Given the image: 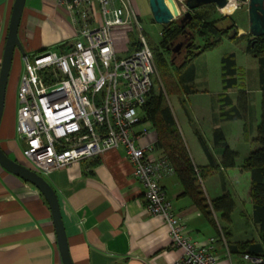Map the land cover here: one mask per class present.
<instances>
[{"label":"crops","instance_id":"1","mask_svg":"<svg viewBox=\"0 0 264 264\" xmlns=\"http://www.w3.org/2000/svg\"><path fill=\"white\" fill-rule=\"evenodd\" d=\"M13 1L0 0V62ZM165 1L171 7L170 1ZM184 1L174 0L179 11L187 9ZM128 2L137 15L142 31L143 23L149 28L159 26L160 35L163 27L153 20L149 0ZM247 7L226 10L225 13L217 6L216 9L218 13L233 17L238 33L248 34ZM134 32L122 27L114 28L113 41L118 55L133 50ZM74 36L72 15L59 0H25L18 31L25 54L60 49L70 43ZM202 42V38L196 34L195 43ZM219 45L190 59L178 70H172V86L168 93L180 101L178 110L170 108L175 121L179 123L192 161L201 173L199 179L205 196L210 202L229 193L234 200L230 218L226 220L220 211L214 210H211L210 216L204 215L183 193L182 184L174 172L162 176L160 183L172 203L173 211L185 220L186 232L192 241L205 244L209 239H214L218 264H251L242 258L240 245L257 243L260 238L258 224L253 219L250 171L243 168V164L257 144L255 134L259 108H252L249 92L244 89L238 91L245 92V108L240 107L238 96H235L238 74L244 71L239 61H247L251 55L246 52V46L238 51L240 54L234 50L228 52L234 54L238 83L224 91L222 66L221 63L218 66V63L227 54L215 53L216 61H212V52ZM17 52H14L0 120V147L10 158L30 167L22 154L23 142L16 132L19 67H22L21 73L23 71V55L19 57L20 51ZM202 57L206 67L220 68L221 91L217 99L208 96L205 89L193 86L198 80L195 61ZM257 74L259 85L256 89L261 94L259 61ZM235 113H240L241 117L228 118ZM147 123L149 127L145 126ZM215 128L222 131L229 148L236 153L234 166L222 164L221 148L214 142ZM134 132L140 143L157 140L156 131L149 121H141ZM202 141L213 158V165ZM161 154L162 151L155 146L153 155ZM43 177L57 194L73 264H170L181 256L182 249L171 243L167 225L146 209L143 186L134 178L132 163L123 147L105 150L93 159L72 163ZM229 179L231 185L227 182ZM242 198L251 206L246 222L241 219L242 211H238L239 216L233 217L236 202ZM0 264H62L50 209L44 197L36 187L6 171L1 165Z\"/></svg>","mask_w":264,"mask_h":264},{"label":"built area","instance_id":"2","mask_svg":"<svg viewBox=\"0 0 264 264\" xmlns=\"http://www.w3.org/2000/svg\"><path fill=\"white\" fill-rule=\"evenodd\" d=\"M59 1L72 15L75 36L60 49L25 54L16 90V132L30 168L43 176L123 147L143 186L146 209L162 219L171 243L182 249L170 264H218L214 239L192 241L166 196L160 179L174 172L170 161L154 156L155 142L140 143L134 132L156 74L136 13L128 0ZM230 2L232 11L248 6V0ZM115 27L138 32L128 54L116 53ZM242 258L264 264L259 255Z\"/></svg>","mask_w":264,"mask_h":264},{"label":"trees","instance_id":"3","mask_svg":"<svg viewBox=\"0 0 264 264\" xmlns=\"http://www.w3.org/2000/svg\"><path fill=\"white\" fill-rule=\"evenodd\" d=\"M196 34L202 38L203 42L201 44L195 43ZM160 36L161 40L157 44L158 46L153 49L154 62L157 63L160 76L168 84V87L172 86V70H178L187 64L190 59L218 46L224 38L233 41L245 40L246 52L258 58L261 88V115L255 139L258 146L245 158L243 168L250 171L253 219L258 224L260 240L257 243H243L240 245V250H242L241 254L249 253L264 258V36L252 37L249 33L238 35L233 17L231 15H218L216 6L213 4L202 9H194L192 17L183 27L178 21H173L164 26ZM178 42L183 43L180 53H172L171 48ZM187 44L188 46H186ZM171 54L181 57L179 64L173 63L172 58H170ZM167 56H169V59ZM221 66L222 85L225 91L238 83L234 54L223 56ZM163 86L167 91L166 85ZM238 104L241 108H245V92L239 93ZM143 111L144 115L141 121H149L154 127L157 134L155 146L170 161L174 173L182 184L183 193L192 199L204 215L210 216L211 210L220 211L222 217L228 220L234 207L232 196L229 193H224L210 202L206 198L199 179L201 173L198 172L192 161L162 90L156 93L152 88L144 104ZM238 117H241L240 113L228 116V118ZM213 136L215 144L221 148L222 164L226 167L234 166L236 153L229 148L222 131L215 128ZM202 145L210 164L213 165V158L203 141Z\"/></svg>","mask_w":264,"mask_h":264},{"label":"water","instance_id":"4","mask_svg":"<svg viewBox=\"0 0 264 264\" xmlns=\"http://www.w3.org/2000/svg\"><path fill=\"white\" fill-rule=\"evenodd\" d=\"M171 7H169L165 0H149V6L153 20L161 24L162 27L168 25L173 21H178L183 27L185 23L192 17V11L199 7L214 4L219 9H225L228 0H185L186 11L182 15H178V7L174 0H169ZM25 0H14L7 26L6 38L3 46L2 58L0 62V120L2 117L5 93L12 66L14 52L17 50L24 56L25 51L22 47L18 37L20 20L24 8ZM248 20L249 31L252 37L264 36V0H248ZM243 34L239 32L238 35ZM183 43L178 42L171 48V52H179ZM188 46V44L186 45ZM0 165L6 171L22 178L26 182L36 187L44 197L50 209L58 251L62 264H73L67 244L66 233L61 217L59 200L56 192L48 181L35 170L30 167L10 158L0 147Z\"/></svg>","mask_w":264,"mask_h":264},{"label":"rangeland","instance_id":"5","mask_svg":"<svg viewBox=\"0 0 264 264\" xmlns=\"http://www.w3.org/2000/svg\"><path fill=\"white\" fill-rule=\"evenodd\" d=\"M218 10V9H217ZM218 15H223L220 12L218 13ZM158 27L159 26H155V27H151L149 28L147 25H145L143 23V35L145 36L146 42L148 44V46L150 47V49L152 51H154L153 49L155 48L156 43L159 44L160 40H161V36L159 35L158 32ZM238 30V29H237ZM135 36L138 35V32L135 31ZM175 45V44H174ZM244 46H246V42L245 40H238V41H229L227 38H224L222 40L221 45H219V47L217 48V50H215L213 53V57L212 61L214 62V59L216 61V54L215 53H225V54H229L228 52L231 50H234L235 52H238L239 50L243 49ZM18 50L16 49L15 53ZM224 54V55H225ZM237 54H240L239 52ZM21 53L19 54L20 57ZM169 55V54H167ZM167 58L169 59V56H167ZM170 58H172L173 63L174 64H179L181 57L178 55L176 56L175 54H171ZM218 59V57H217ZM249 60H245V61H239V64H242V66H244V71L238 74L239 77V84L238 87L236 88V94L235 96H239V89H244L245 91L249 92V96H250V100L252 101V108H254V106H257V109L259 108V110L257 111V120L258 123L260 121V104H261V94L260 92L257 91L256 88H258V61H257V57L250 55ZM221 63V61L218 63V66H220L219 64ZM21 64V63H20ZM195 65H196V71L198 74V80L197 82H195V84L193 85L194 88L196 89H205L208 93V96L212 97L213 99L218 97L219 92L221 91V83L219 82V67L218 69L216 67H211L208 68L205 65L204 62V58H200L198 60L195 61ZM21 68L19 67V77H20V73H21ZM155 68H156V74H155V80H154V85H153V91H155L156 93L160 92L161 90L163 91V94L165 95V99L168 102L169 106L171 108H174L176 110H178V101L177 97H175L173 94H166V92L170 91V87H168V84L162 79V77L160 76V71L158 70V65L155 62ZM161 77V78H160ZM165 82V83H164ZM166 85L167 91L165 90V86ZM177 85L180 89L179 86V82H177ZM195 89V90H196ZM181 91V89H180ZM181 97L183 98L184 95L181 93ZM257 101V104H256ZM186 102V101H185ZM249 122V121H248ZM176 124L178 126V129H180L179 127V123L178 121H176ZM249 124V123H248ZM255 124V123H254ZM146 127H149L148 123L145 125ZM251 126V125H250ZM249 126V127H250ZM180 131V130H179ZM257 135V127H256V134ZM257 143V142H256ZM258 146V143L255 145L254 149ZM228 184L231 185L232 182L229 179ZM231 184H230V183ZM246 199V197H245ZM245 199L242 198V200H239L236 202V212H234L233 217L236 218V216H239L238 211H242L243 212V216H242V221L246 222L248 221V214L250 213V207L248 202H245Z\"/></svg>","mask_w":264,"mask_h":264},{"label":"bare ground","instance_id":"6","mask_svg":"<svg viewBox=\"0 0 264 264\" xmlns=\"http://www.w3.org/2000/svg\"><path fill=\"white\" fill-rule=\"evenodd\" d=\"M232 7H233V3L230 2V3L227 5V8H228V9H227V8H226V9H227V10H231ZM229 8H230V9H229Z\"/></svg>","mask_w":264,"mask_h":264},{"label":"flooded vegetation","instance_id":"7","mask_svg":"<svg viewBox=\"0 0 264 264\" xmlns=\"http://www.w3.org/2000/svg\"><path fill=\"white\" fill-rule=\"evenodd\" d=\"M180 51H181V49H180ZM179 53H180V52H179ZM179 53H178V54H179ZM177 56H178V55H177Z\"/></svg>","mask_w":264,"mask_h":264}]
</instances>
